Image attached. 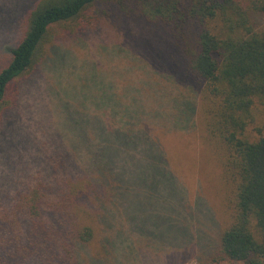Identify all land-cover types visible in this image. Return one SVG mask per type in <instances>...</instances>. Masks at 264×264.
Segmentation results:
<instances>
[{"label":"trees","instance_id":"1","mask_svg":"<svg viewBox=\"0 0 264 264\" xmlns=\"http://www.w3.org/2000/svg\"><path fill=\"white\" fill-rule=\"evenodd\" d=\"M128 2L129 5L126 0H38L23 23L24 29L10 50L8 61L0 69V126L4 114L17 106L20 84L37 70L54 80L56 86L50 89L54 93L61 91L67 110L64 113L69 117L58 125L65 131L71 162L78 173L66 181H57L55 200H48L47 194L52 192H45L42 186L20 196L15 213L22 212V232L10 231L0 236V264H79L78 251L92 242L96 244V253L81 259L80 264L84 260L105 264L109 242L114 250L122 245V256H116L122 257L120 261L124 263L130 252L137 251L124 236L138 234L137 222L131 225L123 216L135 213L134 195L127 192L130 188L125 189L122 182L134 165L131 154L127 156L130 162L121 155L137 147L150 151L157 142L152 139H160L153 135L154 127L180 129L182 121L177 119L173 125H166L161 119L154 123L147 117L142 120L145 114L136 106L126 110L124 115L128 119L101 123L98 118H91L99 117L93 111L99 113L107 106H113L112 114L119 111L112 101L115 98L109 94L111 85L106 83L103 90L104 82L96 75L101 83L94 88L96 77L80 73L74 77L71 94L60 88L61 78L65 74L66 79L69 74L62 71V77L57 79V71L60 73L62 67L69 69L73 62L70 49L64 52L58 43L113 15L123 18L127 14H136L169 32L184 55L194 87L190 89L193 97L180 99V107L186 109L180 116H186L185 122L193 120L198 107L208 138L225 153L224 177L235 185L229 202L231 221L215 239L207 242L209 246L215 244L210 261L264 264V124L258 126L255 118L256 104L264 106V30L253 22V16L264 15V0H247V7L241 0ZM130 4V8L125 7ZM88 71L91 75V69ZM171 79L174 87L175 81ZM42 80L46 83L44 74ZM92 88L96 93L90 91ZM74 91L78 98L74 97ZM125 91L129 97H136L134 88ZM86 108L89 114L77 123L74 112ZM133 115L135 119L131 118ZM151 116L156 118L158 113L154 111ZM93 128L100 134L97 144ZM250 132L256 134L253 140L250 138L255 134ZM108 136H114L116 142ZM119 155L115 164L113 158ZM59 165L64 167L63 162ZM133 192L140 195L141 189ZM181 213L180 209L174 235L177 242L180 238L185 240L176 252L193 241L189 233L192 223L185 222ZM211 222L214 226L213 218ZM202 247L205 246H200V254L208 250Z\"/></svg>","mask_w":264,"mask_h":264},{"label":"rangeland","instance_id":"2","mask_svg":"<svg viewBox=\"0 0 264 264\" xmlns=\"http://www.w3.org/2000/svg\"><path fill=\"white\" fill-rule=\"evenodd\" d=\"M37 1L0 0V69L8 61L10 50L15 47L24 29L23 23ZM241 1L247 7V0ZM126 4L129 5L128 0ZM128 5L125 7L130 8L131 4ZM127 15L124 16L126 18L113 15L80 35L58 43L63 47H60L61 50L65 52L69 48L68 53L73 54L69 69L60 68L61 75L57 71V79L62 77L63 72L69 74L68 78L65 79V74L61 78L60 88L71 93L75 86L74 77L80 73L98 75L104 82L101 85L103 90L106 83L112 87L109 94L115 98L112 101L115 110H119L118 114H112L113 106H107L99 113L93 111L99 117L91 118L112 124L121 118L128 119L124 115L126 110L137 106L145 114L142 120L147 117L154 123V120L161 119L166 121L163 122L166 125H173L177 119L182 121L180 129L154 127L153 135L160 139H152L157 142L150 151L137 147L121 155L130 162L127 156L131 154L135 166L122 181L125 189L130 188L127 192L134 195L135 213L128 212L123 216L131 225L137 222L138 234L124 236L138 249L130 252L124 263L120 261L122 257L119 259L116 256H122V245L114 250L109 242L105 264H244L211 262L209 258L210 252H215V244L209 246L207 242L215 239L231 221L229 202L234 196L235 185L224 177L225 153L208 138L198 107L193 120L185 122L186 116H180L186 110L180 107V99L193 97L190 89L194 88L184 55L176 48L165 27L147 23L136 14ZM253 22L257 28L264 30V15L253 16ZM42 72L37 70L19 85L17 106L4 114L0 126V236L10 231L22 232V212L15 213L21 195L31 188L42 186L45 192H52L47 194L48 200H55L57 181L78 176L75 175L78 174L77 168L71 162V149L66 144L67 136L58 125L69 118L64 113L67 110L61 91L54 93L50 89L56 86L54 80ZM43 74L46 83L42 80ZM171 78L175 81L174 87ZM99 79L92 83L94 88L101 83ZM128 87L135 89L136 97H129L125 91ZM94 88L90 91L96 93ZM96 102L101 105L99 100ZM256 105L255 118L261 127L264 124V106ZM154 111L158 113L156 118L151 116ZM74 114H77L76 122L81 123L89 114V108ZM131 118L135 119V115ZM93 134L97 144L99 131L93 128ZM108 138L116 142L114 136ZM122 149L119 151L122 152ZM119 157L113 158L115 164ZM62 162L63 168L59 165ZM138 187L140 195L133 192ZM180 209V217L192 223L189 233L193 241L176 252L175 249L182 247L185 240L180 238L177 242L174 235ZM211 218L215 220L214 226ZM200 246L208 247V250L200 254ZM96 251L94 242L81 248L78 251L79 264L81 259L94 255ZM83 262L90 264L87 260Z\"/></svg>","mask_w":264,"mask_h":264}]
</instances>
